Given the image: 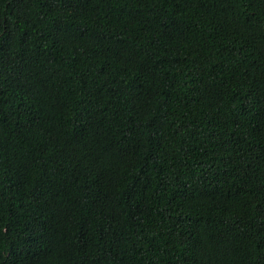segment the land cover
Segmentation results:
<instances>
[{"label": "trees", "instance_id": "trees-1", "mask_svg": "<svg viewBox=\"0 0 264 264\" xmlns=\"http://www.w3.org/2000/svg\"><path fill=\"white\" fill-rule=\"evenodd\" d=\"M0 264H264V0H0Z\"/></svg>", "mask_w": 264, "mask_h": 264}]
</instances>
